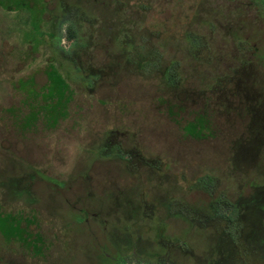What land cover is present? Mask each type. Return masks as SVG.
Segmentation results:
<instances>
[{
  "label": "rangeland",
  "instance_id": "rangeland-1",
  "mask_svg": "<svg viewBox=\"0 0 264 264\" xmlns=\"http://www.w3.org/2000/svg\"><path fill=\"white\" fill-rule=\"evenodd\" d=\"M249 1L0 0V108L23 95L9 83L34 77L44 87L46 69L76 79L90 72L102 84L75 95L62 84L52 100L46 88L31 90L42 97L40 120L23 134L0 118V155L22 162L17 174L8 168L2 176L41 208L36 229L25 223L34 208L0 204L1 262L93 264L102 234L81 224L87 188L110 200L119 189L128 195L131 216L113 219L123 235L155 239L161 228L194 253L200 227L224 226L217 218L199 222L217 202L247 207L255 226L247 241L264 256V201H243L248 187L264 186V7ZM59 18V44L77 46L76 67L49 52ZM50 111L53 128L41 121ZM103 139L124 148L137 141L162 163L102 164L94 158L104 156ZM139 178L152 180L151 193Z\"/></svg>",
  "mask_w": 264,
  "mask_h": 264
},
{
  "label": "flooded vegetation",
  "instance_id": "flooded-vegetation-1",
  "mask_svg": "<svg viewBox=\"0 0 264 264\" xmlns=\"http://www.w3.org/2000/svg\"><path fill=\"white\" fill-rule=\"evenodd\" d=\"M249 2L264 7V0H250ZM76 48L77 46L73 43L68 46L50 44L49 52L51 53L54 51L60 53L59 57L69 60V62H72V64L74 63L73 65L75 66V61L71 55L75 52ZM128 52V50H124L123 53L125 56L123 59H128ZM155 52H151V55L154 56ZM47 73L48 70L46 69L47 83L44 87H42V85H36L34 77H28L26 79L19 77L16 79L15 83H9L11 88L10 91L21 92L23 95L7 101L6 105L0 108V118L9 120L5 124L7 129H13L23 134L27 130L34 128L37 121L40 120L39 109L42 106V97L35 95L31 98L32 92L46 88L48 95L49 93H56L58 89L55 81L56 78L53 79L48 77ZM82 74H84L82 77L76 79L70 75V72L65 73L63 70L58 80L62 82L64 88H66V86L68 90L72 88L73 95L77 93L78 89L95 90L97 87L100 88L102 86V84L98 82L99 78L96 75L89 72L87 76L85 75V71H83ZM27 88L28 90L25 91ZM24 92H27L29 97H26ZM169 108L172 107L168 104V109ZM177 108H179V106H177ZM67 116L69 117V112ZM41 121L44 122L47 128H53L55 126L52 124L51 111L45 114ZM115 133L120 135L121 132L116 131ZM98 144L99 154L104 156L94 159H98L97 161L102 164L115 161L125 166L129 165V163H137L141 166L156 165V168H159L162 163L160 157L151 156L144 152L137 141H134L132 144L129 143L131 145H128L127 148L122 147L120 142L112 141L111 139H103ZM109 150L113 152L112 154H115L114 157H111L109 155L110 153H106ZM122 158H125L126 161H123ZM21 164L22 162L15 157L4 154L0 155V171H2L0 175V204L12 211L14 207H26V205L30 208H34L33 214L29 219L28 217L25 219V223L28 224L27 226H30V224L35 225L37 229L41 226V208L28 204V201L23 198V196L27 194L20 191V185L18 184L16 186L14 180L11 181H14L15 184L7 180L10 179V177L5 179V177L2 176L4 174L3 172L8 168L13 171L11 175L17 174L16 170ZM37 172L40 171H35L34 173ZM34 173H32L33 175L31 176L36 177ZM40 173L45 174L43 172ZM81 177L83 176L79 175V178ZM140 179L141 178H139V180ZM143 181L144 179L142 178V180H140V186L142 188L147 186L146 188L148 189L145 192L151 193V191H153L151 188L152 180L144 181L147 185ZM64 182L67 183L66 181ZM84 183L88 184L89 182L84 178ZM69 189L73 194V199H75L76 193L74 192L75 189H73L72 184H69ZM81 195L85 197V201L89 202V204L87 203L88 209L82 211L81 224L86 230L85 233L95 235L94 230L98 229L102 234V241L97 240L99 246L97 253H95L92 259L93 264H264V256L252 251L253 248L250 246L251 242L247 241L249 235L254 233L253 229L255 228L251 220H246L251 214V211H249L247 207L243 209L242 206L234 205L231 202L224 203V205H220L217 202L216 209L213 207L211 208L210 214L212 215H208L206 220L199 222L206 223L210 219L217 218L224 221V226L218 228L200 227L203 231L200 249L194 253V249L190 244L179 238V236H167L161 228L156 229L154 233L155 239L142 237L140 240H136L133 237L123 235L118 221H114L113 219L118 217V213H123V215L127 217L131 216L134 205L128 195L123 193L122 189L118 190V194L115 195L116 199L112 200L109 199V195H97L95 191H90L88 188L82 190ZM249 198L251 203L264 201V186H255L254 189L248 187L247 191L244 193L243 201H247ZM90 202H92L93 205H91ZM250 218L252 219L251 215ZM109 219L112 220L108 221ZM38 234L42 237L40 232ZM263 235L264 234H259V237H263ZM214 245L217 248V255H212ZM0 264H25V260L0 261Z\"/></svg>",
  "mask_w": 264,
  "mask_h": 264
},
{
  "label": "trees",
  "instance_id": "trees-1",
  "mask_svg": "<svg viewBox=\"0 0 264 264\" xmlns=\"http://www.w3.org/2000/svg\"><path fill=\"white\" fill-rule=\"evenodd\" d=\"M61 19L59 18V20L58 21H53V24H52V26H53V28H55V32H56V35H55V39H54V42H51V44H53V45H57V44H59L60 43V41H61V32H62V30H61V27L59 26V24L61 23V21H60ZM60 21V22H59ZM54 24H57L56 26L57 27H55V25ZM56 53V52H55ZM57 59L58 58H61V57H59V53H57V55L55 56ZM47 76L48 77H51V78H56V84H57V86L59 87V85H62V82L60 81L59 82V78L61 77V73H59L58 71H56V70H52V69H49L48 70V73H47ZM54 81V82H55ZM55 95H57V92L56 93H54V94H48V99L50 100H52L53 99V97L55 96ZM53 122H54V120H53ZM53 122H52V124H53Z\"/></svg>",
  "mask_w": 264,
  "mask_h": 264
}]
</instances>
